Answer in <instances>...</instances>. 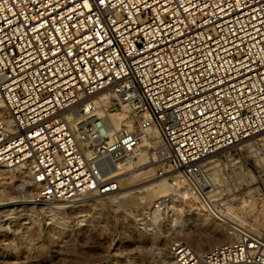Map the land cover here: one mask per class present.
Wrapping results in <instances>:
<instances>
[{"label":"built area","instance_id":"built-area-1","mask_svg":"<svg viewBox=\"0 0 264 264\" xmlns=\"http://www.w3.org/2000/svg\"><path fill=\"white\" fill-rule=\"evenodd\" d=\"M261 130L264 0H0V167L27 169L37 200L108 197L146 153L227 228L213 174ZM171 198L133 218L152 230ZM166 226L159 264H264V221L203 252Z\"/></svg>","mask_w":264,"mask_h":264},{"label":"rangeland","instance_id":"rangeland-1","mask_svg":"<svg viewBox=\"0 0 264 264\" xmlns=\"http://www.w3.org/2000/svg\"><path fill=\"white\" fill-rule=\"evenodd\" d=\"M239 168L245 176L239 175ZM0 169V202L16 200L0 208V264H159L164 253L160 257L158 245L152 241H164L167 223L181 228L179 233L174 227L176 234L172 236L182 238L186 231L199 229L191 218V202L182 201L169 189L157 197L170 195L171 203L150 227L152 230H146L133 217L157 197L139 205L116 207L112 201L117 198L80 196L75 202H84V206L54 209L53 202L28 201L35 194L29 177L20 184L17 169ZM213 176L227 193V209L232 213L227 214L228 222L256 228L253 220L264 210V133L233 146L225 166L215 169ZM147 178L152 182L158 177L152 171ZM133 179L131 189L148 183ZM91 199L97 200L88 202ZM154 235L157 237L152 239Z\"/></svg>","mask_w":264,"mask_h":264},{"label":"bare ground","instance_id":"bare-ground-1","mask_svg":"<svg viewBox=\"0 0 264 264\" xmlns=\"http://www.w3.org/2000/svg\"><path fill=\"white\" fill-rule=\"evenodd\" d=\"M107 116L111 119V121L113 122L115 127H119V125L122 122V118L125 116V114L123 111L119 110V111L114 112V113H109V114H107ZM263 133H264V130H261L255 134H253V136L258 135V134H263ZM146 158L149 159V162H147L148 159H146ZM141 159H143L144 164L135 166L131 170H128V167L123 168V173L119 176V189L117 191H115L116 193L109 195L107 197L110 199L117 198L116 200L112 201V203L114 201H116V202H114V205L116 207H119V206L126 204V203L139 205L142 202H149L153 198L157 197L161 193H164L165 191H167L170 188L169 183L166 182L162 178L156 177L157 178L156 180H154L152 182H148L149 180H151V178H147V179H145V178L149 176V172H152L154 170V165L152 166L153 162L151 161V156L146 154V153L141 154ZM147 165H149V166L147 167ZM17 171L19 172L20 184H24L26 181V178L29 176V171L27 169H21V168H18ZM238 173L241 177L245 176V175H243L244 171H242V169H239ZM1 174H2V170L0 169V176H1ZM133 178L136 180L143 179L142 182L147 181L148 183H146V184L144 183L145 185L143 184V186H140L138 189L137 188L131 189V187L134 185L130 184L129 182H131V180ZM212 180H213V182H215L214 176L212 177ZM128 188H130V189H128ZM136 192H139V193H136ZM32 196L33 197L29 198L28 201L47 203L44 201L37 200V198L34 195H32ZM89 196L92 197L94 195H89ZM85 197H87V196H85ZM99 197L103 198L102 196H99ZM97 199H91V200H88V202L96 201ZM76 200H77V198L73 199V200H58V201L53 202V205L51 207L54 209H56V208L64 209V208H70L73 206H84L86 204L84 202L77 203V202H75ZM15 202H16V200L0 202V208L12 205ZM190 209L193 211L191 218L196 223V225L199 226V229L196 231H186L185 232V238H183V239L190 246H193L194 249H196L198 252L205 251V249H207V247H209L210 243H212V242L213 243H219V242L229 241L233 238V233L228 228V223H229L228 218H227V228H226L223 223H221L220 221L208 216L206 214V212L203 209H201L199 206H196L193 204L190 207ZM230 211H231L230 208H228L226 210V214L232 215V213ZM233 216L239 217L237 214H234ZM208 218L216 221L218 224L210 222ZM238 221L242 222L239 219H238ZM263 221H264V210L260 213L259 216H256L254 218L253 225L256 227L254 229H257L258 227H260L262 225ZM241 224H243V223H241ZM175 229H177V232H179V233L183 231L179 227H177V228L175 227ZM156 237H157V235H154L151 238L154 239ZM152 242H154L156 245H158V247H156V253H159L160 257L165 255V253H166V242L165 241H152ZM161 253H164V254L160 255Z\"/></svg>","mask_w":264,"mask_h":264}]
</instances>
